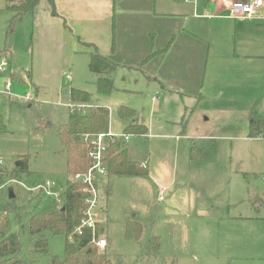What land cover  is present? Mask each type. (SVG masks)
<instances>
[{"label":"rangeland","instance_id":"1","mask_svg":"<svg viewBox=\"0 0 264 264\" xmlns=\"http://www.w3.org/2000/svg\"><path fill=\"white\" fill-rule=\"evenodd\" d=\"M215 4L198 1L207 13L214 11ZM50 10L52 14L51 6ZM9 14L11 23L16 13ZM23 17L14 22L16 32L10 41L16 53L9 76H16L13 94L17 97L0 102V114L8 128V132L0 134V173H4L0 205L8 203L9 188L14 190L16 204L22 206L30 200L29 195L33 196L28 188L34 182L51 180L65 185L72 179L68 175V149L59 135L72 111L71 89L86 91L91 102L85 110H110L112 135L127 134L126 128L135 120L121 119V107L133 110L137 124L144 123L149 129L147 135L130 134L128 143H120L127 150L129 161L138 164L143 172L117 175L112 171L101 182L98 232L107 241L105 251L111 258L119 256L125 264H264V172L256 173L255 169V174L245 175L238 170L253 187L248 190V182L244 184L239 174L231 176L230 162L215 158L238 152L236 142L220 141L221 137L242 135L243 130L231 125L235 118L212 112L210 109L217 102L210 100L174 99L165 93L155 103L152 98L161 90L155 91L148 75L136 64L131 68L132 65L114 61L120 64L114 76V90L109 96H100L96 77L89 69L90 54L47 43L35 49L31 19ZM20 18L24 19L22 23ZM44 48L49 50L43 53ZM127 53L128 58L133 57L132 51ZM33 55L49 56L50 60L34 65ZM27 72H31L36 86L26 80ZM36 87L39 98L35 94L32 102L19 98ZM183 130L190 143L178 139L183 137ZM199 136L209 140L199 141ZM194 145L205 146L208 163L185 164ZM21 161L26 162L28 170L22 184H18L11 178L16 163ZM27 221L24 217L21 222L26 226ZM18 222L10 216V232L20 236L22 255L30 258V238L22 233ZM65 245V236H50L49 253L33 260V264H52V257L63 260Z\"/></svg>","mask_w":264,"mask_h":264},{"label":"crops","instance_id":"2","mask_svg":"<svg viewBox=\"0 0 264 264\" xmlns=\"http://www.w3.org/2000/svg\"><path fill=\"white\" fill-rule=\"evenodd\" d=\"M208 1L216 3L211 13L202 11L198 3L182 0H54L57 11L54 17L49 2L43 0L33 13L20 17L31 19L35 49L47 43L90 54L93 49L85 44H92L115 62L132 65L131 68L136 64L137 69L142 68L148 75L155 91L161 90L155 94L159 97L153 100L155 103L165 93L174 99L217 102L210 110L233 116L231 125L243 133L239 137H221L220 141L236 142L238 152L234 151L233 156L226 153L215 156L216 160L231 163V176L239 174L238 170L245 175L255 174V169L256 173H262L264 136L252 138L249 132L252 118L264 116V17L233 19L228 16L229 8L237 0ZM7 2L0 0V58L8 56L12 64L16 51L10 41L16 31L9 36V13L13 12L7 9ZM129 51L133 57L128 58ZM48 60L49 56L33 55L32 63ZM13 77L16 76L12 74ZM26 80L36 86L33 77ZM32 92L39 98L37 87ZM134 119L137 123L138 119ZM182 136L178 139L190 143L184 130ZM198 140L207 141L209 137L199 136ZM204 148L194 145L185 164L208 163ZM192 149L199 150L201 159H193ZM239 176L245 184L246 178ZM247 189H253L250 182Z\"/></svg>","mask_w":264,"mask_h":264},{"label":"trees","instance_id":"3","mask_svg":"<svg viewBox=\"0 0 264 264\" xmlns=\"http://www.w3.org/2000/svg\"><path fill=\"white\" fill-rule=\"evenodd\" d=\"M43 0H8L7 9L16 13L8 28L9 36L14 34V22L22 15L33 13ZM52 7L53 16H57L54 0H47ZM92 48L90 52L89 69L96 77L97 93L100 96H109L114 90V76L119 65L110 57L101 54L96 46L85 44ZM115 45L113 44V50ZM27 78L31 79V72H27ZM70 100L73 105L88 106L91 95L86 91L71 89ZM90 110L71 111L67 122L60 132V139L68 149V175L74 177L83 173L88 168L87 147L84 143L85 136H94L110 132V110L103 107L89 108ZM123 120L135 118V112L129 108L121 107L118 110ZM249 135L252 138L264 136V116L253 117ZM127 134L147 135L148 128L145 124H137L133 121L126 128ZM8 132L7 124L0 114V134ZM79 138V141L76 139ZM192 157L201 159L198 149H192ZM109 174L139 175L143 172L138 164L128 159L127 150L117 142L111 143L109 151ZM202 159H205L202 158ZM27 164L21 161L17 167L14 179L21 182L27 173ZM4 173H0V182L4 180ZM37 183L34 182L33 185ZM32 185V186H33ZM30 193V192H29ZM28 203L22 206L16 204L17 199H10L8 203L0 205V264H33V260L49 253L50 236L63 235L66 238L65 257L63 260L52 257V264H125L119 256L111 258L107 251H101L93 243V239L99 233L93 234L90 229H82V234L77 230L81 226L84 217L86 195L81 191V186L68 180L66 190L62 198L64 203L58 205L54 200L46 198L41 192L31 193ZM10 216L18 219L17 223L23 234L30 238V251L27 258L22 255L23 246L18 234L10 232ZM28 218L27 225L22 224V219Z\"/></svg>","mask_w":264,"mask_h":264},{"label":"built area","instance_id":"4","mask_svg":"<svg viewBox=\"0 0 264 264\" xmlns=\"http://www.w3.org/2000/svg\"><path fill=\"white\" fill-rule=\"evenodd\" d=\"M197 5L198 0L193 1ZM264 8V0H237L233 2L229 8L228 16L238 20H256L263 18L262 10ZM11 65L10 57L1 56L0 58V102L3 99L17 97L13 94V78L9 76V68ZM22 100L32 102L34 93L31 91L26 96L19 97ZM153 100H156L154 97ZM88 106L71 105L72 110H84ZM130 134L114 136L110 132L94 136H85L84 143L87 147L88 168L83 173L74 175L73 182L81 186V191L86 195L84 217L81 226L77 230L82 234V229H90L93 234H96L100 228L101 218V182L109 174V151L111 143H128L131 140ZM3 162L0 160V165ZM143 169H147L146 164H141ZM22 184V182H17ZM67 183L57 184L54 181L46 180L43 183H35L31 188H28L30 193L41 192L46 198L54 200L58 205L62 206L64 199L63 193L66 190ZM99 233V232H98ZM93 243L101 251L107 248V241L99 235L93 239Z\"/></svg>","mask_w":264,"mask_h":264},{"label":"water","instance_id":"5","mask_svg":"<svg viewBox=\"0 0 264 264\" xmlns=\"http://www.w3.org/2000/svg\"><path fill=\"white\" fill-rule=\"evenodd\" d=\"M76 141H79V138H77ZM20 164H21V162H17V163H16V167H19ZM9 198H10V199H14V198H15V193H14L13 188H10V189H9Z\"/></svg>","mask_w":264,"mask_h":264}]
</instances>
